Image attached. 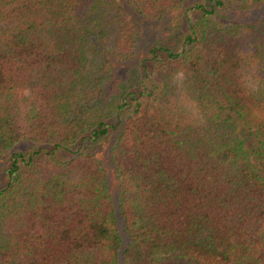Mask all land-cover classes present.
<instances>
[{"label":"trees","instance_id":"1","mask_svg":"<svg viewBox=\"0 0 264 264\" xmlns=\"http://www.w3.org/2000/svg\"><path fill=\"white\" fill-rule=\"evenodd\" d=\"M226 1L0 0V264H264V16ZM183 6L109 89L127 13Z\"/></svg>","mask_w":264,"mask_h":264},{"label":"rangeland","instance_id":"2","mask_svg":"<svg viewBox=\"0 0 264 264\" xmlns=\"http://www.w3.org/2000/svg\"><path fill=\"white\" fill-rule=\"evenodd\" d=\"M196 1L203 2V0H187L184 6L192 5ZM175 11V13L166 15L163 20H148L142 18H134L127 13V17L130 20H135L138 23L137 29L139 30V44L133 62L114 63L112 65L110 85H114L119 79L126 77V72L129 67L136 62H139L145 54V47L148 40L153 38H160L164 45L171 47L174 50H179L181 45L182 31L186 29V20L192 19L197 15V11L191 8L184 7ZM123 11H127L123 7ZM186 8V9H185ZM219 14H223L224 19L227 21H243L251 20L255 17L264 16V1L263 0H227L226 7L219 10ZM181 31V32H180ZM105 144L100 145L97 149L100 151V160L103 163V167L108 176L110 190L114 192V177L111 173L110 167L104 154ZM65 154V152H62ZM4 158L0 156V186L6 182L5 175L3 174Z\"/></svg>","mask_w":264,"mask_h":264}]
</instances>
